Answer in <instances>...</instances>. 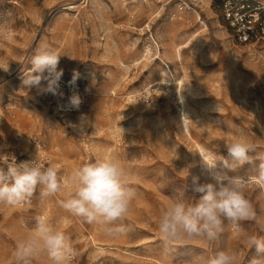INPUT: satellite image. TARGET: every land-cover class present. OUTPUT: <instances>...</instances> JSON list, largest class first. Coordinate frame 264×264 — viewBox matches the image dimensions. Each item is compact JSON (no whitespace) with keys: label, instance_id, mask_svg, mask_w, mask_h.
Masks as SVG:
<instances>
[{"label":"rangeland","instance_id":"374dc122","mask_svg":"<svg viewBox=\"0 0 264 264\" xmlns=\"http://www.w3.org/2000/svg\"><path fill=\"white\" fill-rule=\"evenodd\" d=\"M221 1L204 0L200 15L183 17L176 4L159 0L2 1L0 168L38 157L68 177L78 166L115 157L129 170L137 195L124 221L130 231L118 238L61 206L70 185L46 198L38 187L28 203L0 205V264H52L46 253L23 262L15 256L38 216L69 237L70 264H208L220 250H236L241 264H249L256 253L245 238L264 237V223L225 222L210 242L175 240L167 258L158 231L160 212L173 199L193 201L185 191L191 175L204 182L201 156L227 158L223 143L239 134L255 151L234 174L248 181L246 198L264 219V39L236 43ZM41 44L61 55L58 70L70 78L78 73L86 84L80 109L59 114L48 94L22 88ZM154 83L158 89L147 100L142 92ZM163 84L169 88H159ZM81 113L90 121L84 135L70 126Z\"/></svg>","mask_w":264,"mask_h":264},{"label":"clouds","instance_id":"9594fccd","mask_svg":"<svg viewBox=\"0 0 264 264\" xmlns=\"http://www.w3.org/2000/svg\"><path fill=\"white\" fill-rule=\"evenodd\" d=\"M60 57L59 52L41 44L31 57L30 69L23 73L22 88L28 92L35 89L38 95L63 98L60 86L63 70H58ZM77 78L78 73L74 72L72 83ZM81 103L78 93L73 92L68 98L70 109L78 110ZM89 122L87 115L81 113L79 123L70 126L84 135ZM220 147L218 143L217 150ZM223 147L227 150V158L216 154L200 155L206 178L201 182L200 176L191 175L185 189L193 194V201L173 199L160 212L158 231L165 258L171 250V242L184 238L213 241L223 231L225 222L264 223L246 198L248 181L234 174L253 161L250 153L255 151V146L239 134L230 142H224ZM187 167L190 169L193 165ZM259 175L264 180V162L259 165ZM69 185L71 191L61 200L65 210L89 225H98L110 238L124 236L130 231L124 221L137 192L129 183V170L115 157L78 166L68 177L60 175L55 164L42 166L38 157L15 163L7 170L0 168V205L14 207L28 203L38 187L41 197L46 198L64 192ZM245 243L256 253L249 264H264V237L250 234ZM41 253H46L52 264H70L75 255L69 237L45 216L36 217L34 228L17 243L15 256L23 262ZM208 264H241V261L238 251L220 250L209 258Z\"/></svg>","mask_w":264,"mask_h":264},{"label":"built area","instance_id":"2783aa9c","mask_svg":"<svg viewBox=\"0 0 264 264\" xmlns=\"http://www.w3.org/2000/svg\"><path fill=\"white\" fill-rule=\"evenodd\" d=\"M3 0H0V16L3 12ZM164 5L176 4L180 8L179 17H183L186 13H195L200 15V10L204 0H159ZM220 12L228 27L231 30L234 41L238 44L255 45L264 39V0H222L220 4ZM72 79L63 74L60 86L64 93V97L52 96L48 94L52 100V106L55 112L59 114L70 113L76 109H70L68 106V98L73 92L78 93L82 99L80 108L85 104L88 88L86 84L76 79L72 83ZM159 88H169V85L163 84ZM157 85L154 83L142 92L144 98L149 100L157 91ZM79 108V109H80Z\"/></svg>","mask_w":264,"mask_h":264},{"label":"bare ground","instance_id":"6f19581e","mask_svg":"<svg viewBox=\"0 0 264 264\" xmlns=\"http://www.w3.org/2000/svg\"><path fill=\"white\" fill-rule=\"evenodd\" d=\"M180 99H181V102L183 103V105H184V107L186 106V101H185V98H184V96H183V94L181 93L180 94ZM184 121L186 122L187 121V119H186V114L184 115Z\"/></svg>","mask_w":264,"mask_h":264}]
</instances>
